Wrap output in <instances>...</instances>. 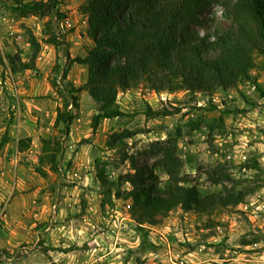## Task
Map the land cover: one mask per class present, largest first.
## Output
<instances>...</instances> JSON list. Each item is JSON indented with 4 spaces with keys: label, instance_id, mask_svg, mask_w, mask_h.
Returning a JSON list of instances; mask_svg holds the SVG:
<instances>
[{
    "label": "rangeland",
    "instance_id": "374dc122",
    "mask_svg": "<svg viewBox=\"0 0 264 264\" xmlns=\"http://www.w3.org/2000/svg\"><path fill=\"white\" fill-rule=\"evenodd\" d=\"M86 1L61 0L58 9L66 17L59 19L56 14L20 18L13 0H0V140L7 131L0 148V264H264V60L259 54L252 70L258 87L244 82L208 95L139 85L118 93L124 115L101 120L95 132L92 118L99 107L80 92L59 170L46 178L35 172L41 137L58 133L60 91L87 79L86 66L67 63V56L83 57L93 45L80 11ZM206 15L202 34L230 24L220 5ZM48 19L56 45L45 42ZM29 31L42 45L36 65L14 72L6 57L28 60ZM164 111L168 114H150ZM126 129L134 135L109 148L110 134ZM24 137L32 142L19 152ZM164 144L176 146L188 184L202 195L254 192L242 204L203 213L178 207L159 225L145 224L139 231L131 201L116 197L131 188L120 176L134 167L152 168L162 186ZM98 170L105 172L106 185ZM212 177L222 181L214 184ZM192 252L191 260L186 255Z\"/></svg>",
    "mask_w": 264,
    "mask_h": 264
},
{
    "label": "trees",
    "instance_id": "16d2710c",
    "mask_svg": "<svg viewBox=\"0 0 264 264\" xmlns=\"http://www.w3.org/2000/svg\"><path fill=\"white\" fill-rule=\"evenodd\" d=\"M60 4L61 0H13L11 8L20 18L56 14L62 19L66 16L59 12ZM215 5L224 8L230 24L202 34L199 29L206 26L209 20L206 14ZM80 11L87 17V35L93 45L83 57L67 56V63L86 66L87 79L78 87L70 85L60 91L63 103L57 107L54 120L58 133L41 137V152L35 167V172L43 178L60 168L66 138L77 118L78 94L82 91L99 107L92 118L95 132L101 120L124 115L117 105L118 93L139 85L155 92L185 90L208 95L219 89H234L244 82L259 86L252 70L257 67L256 54L264 60V0H87ZM45 35L46 43H59L50 19L45 23ZM28 36L32 49L28 60L22 61L19 54L6 57L14 72L33 69L36 65L42 45L31 31ZM213 52L215 56L210 55ZM3 63L0 50V66ZM133 135L128 129L114 131L107 146L116 148ZM6 142L7 131L0 140V148ZM31 142V137L19 139L18 151H26ZM160 152L159 166L167 175L162 186L152 168L134 167L120 176L131 188L117 192L116 197L131 201L130 214L139 231L145 230V224L159 225L178 207L203 213L216 206L242 204L254 192L232 189L222 195H202L196 186L188 184L176 146L164 144ZM97 177L106 185L103 170L97 171ZM212 181L219 184L222 179L212 177Z\"/></svg>",
    "mask_w": 264,
    "mask_h": 264
},
{
    "label": "crops",
    "instance_id": "0c3cea01",
    "mask_svg": "<svg viewBox=\"0 0 264 264\" xmlns=\"http://www.w3.org/2000/svg\"><path fill=\"white\" fill-rule=\"evenodd\" d=\"M84 22L87 23V17H85ZM193 253H194V252H192V253H188L186 256H187L188 258H190L189 256H190V255H193ZM190 259L192 260V258H190Z\"/></svg>",
    "mask_w": 264,
    "mask_h": 264
},
{
    "label": "built area",
    "instance_id": "2783aa9c",
    "mask_svg": "<svg viewBox=\"0 0 264 264\" xmlns=\"http://www.w3.org/2000/svg\"><path fill=\"white\" fill-rule=\"evenodd\" d=\"M13 109H14V110L17 109L16 101H14Z\"/></svg>",
    "mask_w": 264,
    "mask_h": 264
}]
</instances>
